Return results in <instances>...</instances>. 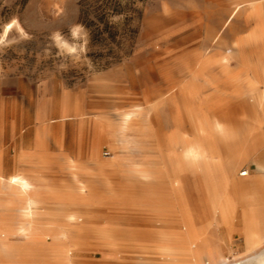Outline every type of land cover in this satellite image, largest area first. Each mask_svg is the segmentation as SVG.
Segmentation results:
<instances>
[{
  "label": "rangeland",
  "instance_id": "374dc122",
  "mask_svg": "<svg viewBox=\"0 0 264 264\" xmlns=\"http://www.w3.org/2000/svg\"><path fill=\"white\" fill-rule=\"evenodd\" d=\"M247 1L0 0V264H229L263 250L258 230L245 241L257 237L260 249L243 252L241 236L227 246L202 229L201 177L180 163L177 191L170 174L177 134L189 131L182 100L186 116L221 105L231 137L220 148L234 143L243 98L205 85L209 109L198 93L203 76L219 77L223 53L233 50L229 67L241 68L235 42L254 25L250 8L264 42V0ZM77 25L86 44L72 37ZM55 33L78 55L61 54ZM112 131L116 142L103 137ZM220 174L203 183L202 210L220 208ZM12 180L31 183L46 203L23 218ZM86 183L92 189L80 191ZM188 214L197 220L190 231Z\"/></svg>",
  "mask_w": 264,
  "mask_h": 264
},
{
  "label": "crops",
  "instance_id": "0c3cea01",
  "mask_svg": "<svg viewBox=\"0 0 264 264\" xmlns=\"http://www.w3.org/2000/svg\"><path fill=\"white\" fill-rule=\"evenodd\" d=\"M247 21L253 23V27L235 42L241 68L238 70L229 68L224 72L217 62L220 56L215 66V70L220 69L219 77L210 74V77L202 78L206 81L205 85L222 88L219 89L222 93H225L223 85L229 87L233 97L238 99L239 105L244 101L248 109L233 113V119L237 118V121L232 123L237 129V136L231 148L219 146L222 171L220 176L216 177V184L221 206L215 213L214 220L209 218L211 213L208 210H202L205 196L201 180V214L198 220L202 229L213 227L217 232V238L225 243L223 245L228 246L231 238L241 236L243 252L260 249L254 246L252 239H248L246 245L245 235L252 229L262 234L264 248V107H260L258 102V95L264 94V42L256 38L260 19L251 8ZM254 45L256 46L252 48ZM232 54L234 58L233 50ZM213 80L215 82H212ZM252 83L258 85L252 86L250 85ZM168 87L171 89V85ZM240 98H243V101H240ZM218 101L216 99V102ZM208 102L211 107L210 101ZM184 128L186 129L185 126ZM228 164L233 168L232 175L227 173ZM243 171L248 173L243 176L241 175ZM194 222L197 225L196 218Z\"/></svg>",
  "mask_w": 264,
  "mask_h": 264
},
{
  "label": "bare ground",
  "instance_id": "6f19581e",
  "mask_svg": "<svg viewBox=\"0 0 264 264\" xmlns=\"http://www.w3.org/2000/svg\"><path fill=\"white\" fill-rule=\"evenodd\" d=\"M259 1L260 0H250V1H247V3L254 5ZM241 6H242L241 4H238L237 10H239ZM10 28L11 27H8L6 32H8ZM261 36L264 37V30ZM232 58H233L232 51H228V52H225L223 55H221V57L217 60V62L224 69V72L225 71L227 72L228 69L231 67L230 61ZM200 80H201V83L199 86L200 91L198 93V99L201 102V106L203 104H206V106H208V108L210 109L209 103L207 102L204 94L202 93L205 87L206 81L202 79ZM178 92L176 96L179 94ZM216 92L217 93L220 92L219 88H217ZM258 102H259L260 107H264V94L263 93H260L258 95ZM181 107H182V111H181L182 121L186 129L189 128V131L186 130L185 132L181 134H177V137H176L178 143L181 144V157L180 158L179 156L177 157L176 163L174 164L173 169L171 168L172 171L170 172V174H171L172 180L174 179V181L171 180V184L173 186L177 185V191H179L180 185L182 184L183 179H184L183 177L185 176L182 172V169L180 168V163L182 162L190 168V171L194 172L195 174H198L201 177V180H203V183L206 182L207 179H210L212 176L215 177L216 175H219V173L222 171L221 152L219 150V146L221 145L220 143L223 137L225 138L231 137L230 133H228L227 131L228 130L227 126L224 125L220 120L221 105L215 107L214 109H210V111L212 112L211 116L204 113L203 109H201L202 112L200 110L198 111V109H194L192 110L194 111V113L192 112V115L186 116L184 114L185 113L184 109L189 106L184 100H182ZM107 135L108 137H111L115 141L113 131L104 133L103 137ZM190 150L193 153V155L186 156V153H188ZM100 164L104 168H107V166H110L109 162H105V161H101ZM187 171L189 170L184 171V173H186ZM227 171L229 175H232L234 173L233 168L230 164H228ZM12 185H13V188L15 190H18V192H20L21 195L23 196V200L21 201V210H23L22 212L23 218L29 217L32 214L33 210H37L41 205L46 203L45 199L39 194L38 188H35L34 186H32L31 183L29 184L23 181L16 182L15 180H12ZM92 187L93 186H91L90 183H86L85 186H79V189L81 191L83 190V188L92 189ZM218 209L219 208H218L216 201L213 202L212 206L209 205L208 207H206V211L208 210V212L211 213L209 216L210 219L214 220L215 213L218 211ZM194 221L195 220L193 219V217L190 214H188L187 217L183 221L186 231H190V229L195 226ZM174 238L177 240L179 239V240L184 241L185 237H182L181 235L177 234L176 237L174 236ZM251 239L255 243L259 241L257 237H254ZM198 256L201 258L200 249L198 251ZM221 259L223 260V258ZM67 264H71V263H67ZM229 264H264V248L259 254H253L251 256H248L245 260L237 261V262L229 263Z\"/></svg>",
  "mask_w": 264,
  "mask_h": 264
},
{
  "label": "clouds",
  "instance_id": "9594fccd",
  "mask_svg": "<svg viewBox=\"0 0 264 264\" xmlns=\"http://www.w3.org/2000/svg\"><path fill=\"white\" fill-rule=\"evenodd\" d=\"M15 23V22H13ZM72 37L74 39H82L84 40V43H87V34L84 32L82 26H75L71 31ZM53 40L56 43V46L60 49L61 54H67L69 56H77L78 55V49L75 44H70L67 40H65L60 33H55L53 35ZM79 51H84L83 46L80 47ZM127 119V117H125ZM193 153L191 150L186 153V156H192Z\"/></svg>",
  "mask_w": 264,
  "mask_h": 264
},
{
  "label": "built area",
  "instance_id": "2783aa9c",
  "mask_svg": "<svg viewBox=\"0 0 264 264\" xmlns=\"http://www.w3.org/2000/svg\"><path fill=\"white\" fill-rule=\"evenodd\" d=\"M248 172L247 171H243V172H241V175H246Z\"/></svg>",
  "mask_w": 264,
  "mask_h": 264
}]
</instances>
